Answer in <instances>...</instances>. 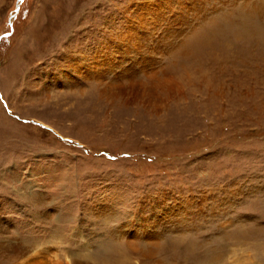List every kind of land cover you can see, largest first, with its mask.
I'll use <instances>...</instances> for the list:
<instances>
[{
	"label": "rangeland",
	"instance_id": "374dc122",
	"mask_svg": "<svg viewBox=\"0 0 264 264\" xmlns=\"http://www.w3.org/2000/svg\"><path fill=\"white\" fill-rule=\"evenodd\" d=\"M263 7L0 0V264H264Z\"/></svg>",
	"mask_w": 264,
	"mask_h": 264
},
{
	"label": "bare ground",
	"instance_id": "6f19581e",
	"mask_svg": "<svg viewBox=\"0 0 264 264\" xmlns=\"http://www.w3.org/2000/svg\"><path fill=\"white\" fill-rule=\"evenodd\" d=\"M264 8V7H263ZM262 8V9H263ZM256 9V8H255ZM260 12V11H259ZM189 45V44H188ZM181 47V46H180ZM184 50L182 51L181 50V52L182 53H184V51H188V49L187 48H184V47H182ZM180 51V50H179ZM186 55H188V54H186ZM86 57V56H85ZM90 66V65H89ZM76 69H78L77 67H76ZM129 73H132V72H130V70H129ZM128 76V75H127ZM97 77V76H96ZM171 79V78H170ZM169 79V80H170ZM166 84H170L171 85V83H166ZM130 85L132 86V87H135L133 84H132V82L130 83ZM165 86V85H164ZM119 88V87H118ZM166 88L169 90V89H172V88H170L169 86H166ZM122 89V88H121ZM142 88H140V90H141ZM144 89V88H143ZM123 90V89H122ZM82 91V90H81ZM139 91V90H138ZM101 92L102 93H105L106 94V92H107V90L106 89H104V88H102L101 89ZM138 93V92H137ZM141 93H143V92H141ZM147 95V94H146ZM151 97V96H150ZM159 99H160V97H159ZM154 103H156V104H154V106H157L159 103H160V100H157L156 102H154ZM159 106V105H158ZM157 106V107H158ZM4 243V242H3ZM4 250L5 251H7V253L8 252H17L18 251V248H17V246L16 247H14V244H6V243H4ZM2 250V249H1ZM36 254V253H35ZM39 254V253H38ZM32 257V256H31ZM31 257H29V258H31ZM35 257V256H34ZM29 258H27V257H24V258H22V260L21 261H19V263L18 264H36L35 262L36 261H29V262H27L28 260H30ZM27 262V263H26Z\"/></svg>",
	"mask_w": 264,
	"mask_h": 264
},
{
	"label": "water",
	"instance_id": "95a60500",
	"mask_svg": "<svg viewBox=\"0 0 264 264\" xmlns=\"http://www.w3.org/2000/svg\"><path fill=\"white\" fill-rule=\"evenodd\" d=\"M16 9H18V6H16Z\"/></svg>",
	"mask_w": 264,
	"mask_h": 264
},
{
	"label": "snow or ice",
	"instance_id": "6c2138e0",
	"mask_svg": "<svg viewBox=\"0 0 264 264\" xmlns=\"http://www.w3.org/2000/svg\"><path fill=\"white\" fill-rule=\"evenodd\" d=\"M7 35V34H6Z\"/></svg>",
	"mask_w": 264,
	"mask_h": 264
}]
</instances>
